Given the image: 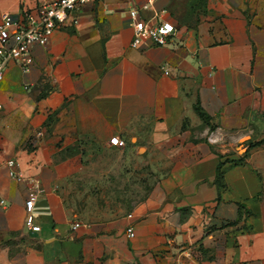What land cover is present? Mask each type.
Here are the masks:
<instances>
[{"label":"crops","instance_id":"crops-1","mask_svg":"<svg viewBox=\"0 0 264 264\" xmlns=\"http://www.w3.org/2000/svg\"><path fill=\"white\" fill-rule=\"evenodd\" d=\"M147 2L86 3L6 68L0 264H264V0ZM132 9L174 34L132 47Z\"/></svg>","mask_w":264,"mask_h":264},{"label":"built area","instance_id":"built-area-1","mask_svg":"<svg viewBox=\"0 0 264 264\" xmlns=\"http://www.w3.org/2000/svg\"><path fill=\"white\" fill-rule=\"evenodd\" d=\"M93 0H37L35 7L20 12L17 19L5 15L0 20V80L3 78L6 68L11 62L17 63L23 71L27 70L32 62L30 48L34 44L46 45L52 32L59 27L76 25L78 22L77 12L80 7ZM151 0H148L147 5ZM130 17L134 20L133 38L130 45L139 46L142 42L149 40L155 45H164L174 34V25L169 21L152 23L150 20H136L137 10L129 11ZM1 107V106H0ZM42 135L41 131L35 136ZM109 144L124 146V140L118 136L109 139ZM6 164L9 167V174L18 178L13 167L15 161L9 159ZM36 188L28 191L27 199L24 202L27 210L24 226L31 232H38L40 225L35 221L31 213L32 206L38 197ZM79 226L78 222L73 228ZM128 237L133 235V228L126 229Z\"/></svg>","mask_w":264,"mask_h":264},{"label":"rangeland","instance_id":"rangeland-1","mask_svg":"<svg viewBox=\"0 0 264 264\" xmlns=\"http://www.w3.org/2000/svg\"><path fill=\"white\" fill-rule=\"evenodd\" d=\"M243 151H244V148L241 147V148H240V152H243Z\"/></svg>","mask_w":264,"mask_h":264}]
</instances>
